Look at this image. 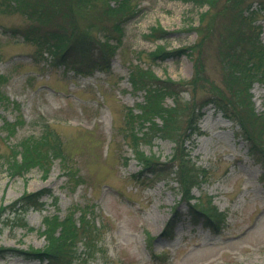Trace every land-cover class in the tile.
<instances>
[{"label":"rangeland","instance_id":"1","mask_svg":"<svg viewBox=\"0 0 264 264\" xmlns=\"http://www.w3.org/2000/svg\"><path fill=\"white\" fill-rule=\"evenodd\" d=\"M131 1L134 13L125 18L123 44L109 68L96 67L84 74L65 71L63 65L53 66L47 55H38L35 44L23 41L20 35L13 37L12 30L25 27L29 21L18 12L0 10V75L8 78L0 89L4 96L0 98V155L10 153L9 147L22 139L40 135L42 124L48 123L60 136L77 175L72 178L59 160L47 175L35 168L24 178H11L3 170L0 206L11 204L26 191L49 189L51 193L43 199V210L31 209L25 215L31 230L8 221L0 223V247L43 248L45 216L57 214L63 219L75 207L90 206L101 226L94 234L96 247L87 264H264L262 168L248 155L246 141L236 134L237 127L219 109L208 105L202 110L204 115L192 135L193 150L186 144L200 172L193 195L203 200L213 197L226 215L218 231L191 222L186 216L188 203L172 176L148 179L139 175L140 165L122 133L126 108H137L144 97V92H132L130 63L149 67L161 78L185 83L202 68L208 79L205 88L196 90L190 85L182 94L185 100L189 96L204 100L211 84L225 87L220 53L237 27L235 12L221 10L207 15L201 23L207 6L200 9L180 0ZM261 1L249 0L253 25L264 42ZM102 11V1L98 0L91 9H79L76 20L82 28L94 24L96 34L97 28L114 22ZM156 26L168 32L165 40L148 37ZM158 44H164L172 54L153 61L150 52ZM251 93L256 111L261 112L264 82H256ZM164 103L174 106L172 97H166ZM20 118L23 125L4 140L6 132L1 127ZM184 120L182 117L181 130L187 127ZM141 150L160 156L164 162L173 155L175 143L157 137L151 144H142ZM175 208L181 218L174 237L167 239L162 232ZM150 236L155 239L150 241ZM0 264L47 263L7 254L0 255Z\"/></svg>","mask_w":264,"mask_h":264},{"label":"trees","instance_id":"2","mask_svg":"<svg viewBox=\"0 0 264 264\" xmlns=\"http://www.w3.org/2000/svg\"><path fill=\"white\" fill-rule=\"evenodd\" d=\"M96 1L0 0V10L18 12L29 21L25 27L12 30L13 37L20 35L23 41L35 44L38 55H47L53 66L63 65L65 71L84 74L96 67L109 68L123 44L125 18L134 13L131 0H101L102 14L114 18V22L110 26L97 28L95 34L93 29L96 26L89 24L82 28L76 15L81 8L94 7ZM180 1L192 2L200 9L207 6L200 18L201 23L207 15H215L221 10L231 9L235 12L237 27L232 30L227 45L220 53L225 87L211 84L208 89L206 86L208 95L204 100H195L193 96L185 100L182 94L188 91L190 85L196 86V90L198 87L205 88L204 83L208 79L203 75L202 68L196 71L189 83H185L169 77L161 78L149 67L144 69L139 64L130 63L129 83L132 92H144V97L137 108H126V127L122 133L140 165L139 175L148 179L155 175L172 176L183 200L188 203L186 216L191 222L218 231L225 221V213L219 210L213 197L203 200L201 196L196 198L193 195V189L200 181V172L191 156L195 143L192 135L204 115L202 110L212 104L237 127L236 134L246 141L248 155L262 168L260 181L264 183V110L256 111L251 93L256 82H264V42L260 38V31L253 25L254 10L249 0ZM259 3L260 9L264 11V2ZM167 36L168 32L160 26L152 28L148 34L153 41L165 40ZM171 54L164 44H158L150 52L153 61L164 60ZM196 63L202 65L198 60ZM7 80V76L0 75V89ZM166 97L173 98L174 106H165ZM0 98H4L1 91ZM182 117L187 124L184 130H181ZM23 123L21 118L15 122H5L1 127L6 132L3 139H10ZM41 128L40 135L28 136L16 145H11L10 153L0 155V173L6 170L11 178H24L31 170L40 168L47 175L54 161L59 160L64 170L75 179L76 171L70 167L60 136L48 123H43ZM157 137L175 143L174 153L167 161L162 162L160 156L147 155L141 150L142 144H151ZM187 143L192 145L191 149ZM50 193L49 189L26 191L11 204L1 205L0 223L8 221L14 226L31 230L27 227L25 215L31 209L42 210L45 206L43 199ZM56 202L57 198H54ZM77 212L80 213L78 219L75 218ZM92 212L90 206H84L71 209L63 219L57 214L45 216L44 229L41 231L46 239L43 248L19 250L0 247V255L12 254L47 264H87L96 247L94 234L99 232L101 226L97 225ZM180 218L175 208L164 227L163 237H174V229ZM149 239L153 241L155 237L150 236Z\"/></svg>","mask_w":264,"mask_h":264}]
</instances>
